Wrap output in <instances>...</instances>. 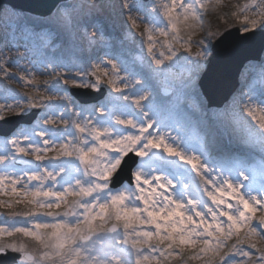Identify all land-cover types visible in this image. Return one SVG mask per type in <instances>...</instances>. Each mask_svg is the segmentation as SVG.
<instances>
[{
  "label": "snow or ice",
  "instance_id": "6c2138e0",
  "mask_svg": "<svg viewBox=\"0 0 264 264\" xmlns=\"http://www.w3.org/2000/svg\"><path fill=\"white\" fill-rule=\"evenodd\" d=\"M219 7L220 0H154L149 11L123 0L124 26L139 38L148 72L162 75L177 63L176 45L198 48L167 93L168 119L155 107L148 77L137 78L116 58L62 64L65 71L42 73L54 74L42 84L28 69L29 78L16 77L0 64L3 79L33 89L6 87L0 121L34 117L0 136V264H264V183L257 187L250 175L257 160L264 169V97L238 92L213 106L200 84L210 56L264 37V0L232 13L240 24L235 35L205 27V15ZM76 8L53 4L45 19L71 32L79 27ZM32 15L0 0V20ZM140 24L139 33L129 26ZM43 31L31 34L43 39ZM102 34L85 30L89 43ZM249 62L264 74V46ZM73 90L100 98L80 103ZM184 128L193 129L199 149ZM213 129L258 151L214 153Z\"/></svg>",
  "mask_w": 264,
  "mask_h": 264
},
{
  "label": "rangeland",
  "instance_id": "374dc122",
  "mask_svg": "<svg viewBox=\"0 0 264 264\" xmlns=\"http://www.w3.org/2000/svg\"><path fill=\"white\" fill-rule=\"evenodd\" d=\"M221 1L220 7L216 11L210 9L205 15V27L211 31H223L225 29L231 31L240 28L238 20L232 16V13L238 12V6L244 5L248 0H232L230 3H222ZM153 2L154 0H129V3L146 5L149 11ZM155 2L158 3L159 0H155ZM65 3L77 6L74 15L78 17L79 27L71 32H66L56 23L45 19L48 15L33 14L14 22L0 20V64L7 67L9 72L16 77L25 76L29 78L28 73L23 71L28 69L35 76L36 81L42 84L45 80L54 79V74L50 76L42 73H51L53 68H56L57 71H65L64 68L60 67L62 64L71 65L89 59L95 61L97 57L116 58L123 61L130 72L136 73L137 78L140 76L148 77L149 86L156 95L155 107L159 109L162 118L168 119L170 117L169 100L171 96L165 95L163 90H170L173 85L178 84L181 77L192 67L184 58L194 56L198 51L197 46L193 44L192 51L189 53L176 45L181 59L170 68L165 69L162 75H153L148 72L146 65H142L140 62L139 58L142 52L139 38L137 37L134 41L124 26L128 12L125 8L123 10L124 15H121L123 0H67ZM93 4L95 7L91 6ZM133 15L143 16L144 13L134 12ZM249 15L251 14L249 13ZM129 26L135 33L141 32L144 28V24H140L139 27ZM41 29L44 30L41 32L43 39H38L31 34L32 32H39ZM98 29L102 31V36L98 35L93 43H89L85 36V30L90 36L93 31ZM202 35V32L198 33L194 40L199 39ZM213 43H215V38ZM206 69L207 67L202 69L200 80ZM250 77H253V80L249 82ZM6 87L19 93L33 90L31 87H25L22 83L14 80L3 79V74L0 73V93H3ZM244 89H246V99L249 94L256 97L257 100L264 97V74L261 73L258 64H250L249 61L244 64L239 77V86L235 93L242 92ZM38 111L40 113L41 110ZM11 116L14 115H8V117ZM169 123H172L171 119H169ZM181 131L185 139L194 148L199 149V140L194 135L193 129L184 128ZM175 134L173 132V135ZM210 139L214 140V145H210L214 153L218 149L240 150L246 155H252L258 151L255 147L239 148L236 141L224 129H213ZM2 150L3 141L0 140V151ZM250 175L257 187L264 183V169L261 168L258 160L253 165Z\"/></svg>",
  "mask_w": 264,
  "mask_h": 264
},
{
  "label": "water",
  "instance_id": "95a60500",
  "mask_svg": "<svg viewBox=\"0 0 264 264\" xmlns=\"http://www.w3.org/2000/svg\"><path fill=\"white\" fill-rule=\"evenodd\" d=\"M67 0H12L19 8L24 9L36 15L47 16L49 9L53 4L65 3ZM148 1V0H144ZM236 29L231 30L234 35ZM264 46V37L257 34L252 40L245 44H237L228 52V54L217 53L211 56L210 62L204 72L200 84L204 92H206L213 101V106H223V103L231 94H234L239 86V77L244 64L250 59L255 58ZM75 99L80 103L88 102L96 103L100 97L96 95L83 96L75 93ZM169 90H163L165 95ZM35 115L39 111L34 110ZM34 120V117H27L24 120H19L15 116L8 117L7 121H0V136L10 134L21 125H28L29 121ZM17 166H22L17 164ZM122 180H127V174L121 177Z\"/></svg>",
  "mask_w": 264,
  "mask_h": 264
},
{
  "label": "bare ground",
  "instance_id": "6f19581e",
  "mask_svg": "<svg viewBox=\"0 0 264 264\" xmlns=\"http://www.w3.org/2000/svg\"><path fill=\"white\" fill-rule=\"evenodd\" d=\"M221 2H222V3H230V2H232V0H222ZM252 80H253V77H250L248 81L250 82V81H252ZM245 91H246V89L242 90V92H243L244 94H245ZM245 96H246V95H245Z\"/></svg>",
  "mask_w": 264,
  "mask_h": 264
}]
</instances>
